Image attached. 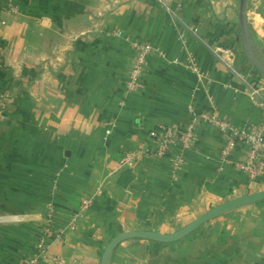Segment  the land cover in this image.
Masks as SVG:
<instances>
[{
	"label": "crops",
	"instance_id": "0c3cea01",
	"mask_svg": "<svg viewBox=\"0 0 264 264\" xmlns=\"http://www.w3.org/2000/svg\"><path fill=\"white\" fill-rule=\"evenodd\" d=\"M12 1L0 0V264L30 255L48 203L61 229L84 197L94 199L49 255L101 264L108 241L122 232L173 234L222 200L264 190V181L238 166L248 146L238 142L232 163L223 165L222 133L205 120L177 179L170 157L152 156L151 137L165 125L184 129L192 109L216 111L252 131L260 125L264 113L252 91L264 93V0H171L182 3L183 21L196 29L185 28V39L153 0ZM137 38L166 56L152 54L129 92ZM217 48L231 53L232 68ZM127 154L135 162L121 166ZM253 206L236 213L252 214ZM234 216H227V233L169 243L128 239L111 264H264V216Z\"/></svg>",
	"mask_w": 264,
	"mask_h": 264
},
{
	"label": "built area",
	"instance_id": "2783aa9c",
	"mask_svg": "<svg viewBox=\"0 0 264 264\" xmlns=\"http://www.w3.org/2000/svg\"><path fill=\"white\" fill-rule=\"evenodd\" d=\"M153 1L164 9L171 19L179 25L181 37L185 39L183 31L185 28H189V26L182 18V3L179 1L172 3L171 0ZM189 29L196 32V29L193 27ZM116 34L123 36L121 31H117ZM131 44L135 50V61L129 72L126 84L129 92L135 91L141 84L147 69L148 59L152 54H158L162 57L166 56L162 49L155 47L148 41L137 38L132 40ZM215 52L217 54L228 53L229 55L226 60L232 68V56L227 49L217 48ZM173 62H178V60L176 59ZM190 65L196 69V57H190ZM252 97L254 103L264 113V93L260 89H253ZM192 114V121L184 129H180L176 125H165L151 132V137L156 142V148L152 156L160 159L170 157L173 177L177 179L179 172L186 163V151L197 147L199 140L198 125L202 120H205L217 127L222 133L223 145L220 149V159L223 165L232 163L231 156L235 151L237 143L243 142L248 146V155L246 160L238 166L252 181H264V117L260 125L255 126L252 131L249 126H236L232 121L220 117L216 111L198 112L192 109ZM134 162L135 156L127 154L121 159L120 164L121 166H132ZM97 193L102 194L103 188L100 187ZM93 202V198L84 197L77 212L72 215L68 224L61 229H56L54 224V204L48 203L46 212L47 221L39 233L37 242L30 255L21 264H43V261L46 259H48L49 264H70L69 260L61 254L49 255V250L55 244H62L67 234L78 228V222L88 216Z\"/></svg>",
	"mask_w": 264,
	"mask_h": 264
},
{
	"label": "water",
	"instance_id": "95a60500",
	"mask_svg": "<svg viewBox=\"0 0 264 264\" xmlns=\"http://www.w3.org/2000/svg\"><path fill=\"white\" fill-rule=\"evenodd\" d=\"M244 19H246V11L243 9V13L241 14ZM264 199V191L255 192L251 194H247L244 196H241L236 199H232L230 201H227L223 204H220L216 207H214L212 210L208 211L203 216L196 219L193 223L185 227L184 229L173 233V234H159L154 231L149 230H131V231H125L120 233L119 235H116L112 241L109 243V245L106 247L103 257H102V263L101 264H111V258L114 253V250L116 247L121 244L122 242L133 239V238H144L159 242H175L178 240L183 239L187 235H189L191 232L202 226L204 223L209 221L210 219L216 217L217 215L225 212L226 210H232L234 208H237L241 205L249 204L258 200Z\"/></svg>",
	"mask_w": 264,
	"mask_h": 264
},
{
	"label": "rangeland",
	"instance_id": "374dc122",
	"mask_svg": "<svg viewBox=\"0 0 264 264\" xmlns=\"http://www.w3.org/2000/svg\"><path fill=\"white\" fill-rule=\"evenodd\" d=\"M10 1H12V0H9V3H10ZM13 2V1H12ZM14 7H15V11H19V9H18V7H17V5H14ZM264 191V190H263ZM258 192H260V191H258ZM252 193H255V192H252ZM247 194H251V193H247ZM247 194H244V195H247ZM244 195H238V196H231L230 198H228V199H225V200H222L221 201V203L220 204H223V203H225V202H227V201H230V200H232V199H236V198H239V197H241V196H244ZM219 204V205H220ZM252 205H254V206H258V207H254L253 208V210H254V212L251 214H247L246 212H243L244 210H246V209H248L247 207H250V206H252ZM262 205H264V199L263 200H258V201H255V202H252V203H249V204H245V205H241V206H239V207H237V208H234V209H232V210H226L225 212H223V213H221V214H219V215H217L216 217H214V218H212V219H210L209 221H207L206 223H204L202 226H200L199 228H197L196 230H194L193 232H191L189 235H187L186 237H190V236H193V235H195V234H198L199 232H205L206 234L208 233V234H212V233H214V232H218V233H227V232H229L228 231V229H230V227H231V229L233 228L232 226H231V224L230 223H228V220H227V216H228V214L229 213H233L235 216V218H233V219H235V220H239V218H241V217H243V216H247V215H253V216H257V215H263L264 216V208L263 209H261L260 207L262 206ZM47 208H48V204H46L45 205V207H44V217H45V221H47L46 220V212H47ZM213 208H210L208 211H210V210H212ZM238 209H244V210H242V212L240 213H236L237 211L236 210H238ZM208 211H205L203 214H201L200 216H198L197 218H199V217H201V216H203L204 214H206ZM240 211V210H239ZM257 211H260V213H258ZM221 217H224L225 219H222V222L224 223L225 221H227L226 222V225H223V223L222 222H214L216 219H218V218H221ZM238 218V219H237ZM46 223V222H45ZM214 223V224H213ZM45 225V224H44ZM188 225H190V224H188ZM187 225V226H188ZM186 226V227H187ZM156 232V231H155ZM156 233H159V234H162V233H160V232H156ZM163 235H167V234H163ZM115 237V236H114ZM113 237V238H114ZM112 238V239H113ZM112 239H110L109 241H108V243H107V245H106V247L109 245V243L112 241ZM144 239V238H143ZM106 249V248H105ZM105 251V250H104ZM104 253V252H103ZM103 257V256H102Z\"/></svg>",
	"mask_w": 264,
	"mask_h": 264
}]
</instances>
